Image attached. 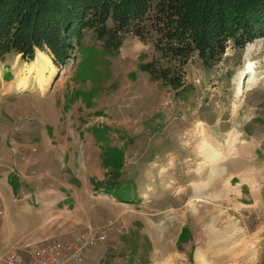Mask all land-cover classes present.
Instances as JSON below:
<instances>
[{
    "label": "rangeland",
    "instance_id": "obj_1",
    "mask_svg": "<svg viewBox=\"0 0 264 264\" xmlns=\"http://www.w3.org/2000/svg\"><path fill=\"white\" fill-rule=\"evenodd\" d=\"M107 26L115 29L112 17ZM135 32L119 34L122 47L109 51L85 29L60 64L47 48H35L32 60L18 53L0 58V137L21 155H54L61 167L72 159L74 175L86 180L84 210L66 226L47 225L44 219L53 216L40 201L32 213L20 210L0 183V249L6 246L0 259L32 254L35 246H21L34 237H51L37 254L53 243L84 244L90 232L107 230L106 240L85 248L84 264H264V37L244 47L228 40L212 67L196 53L180 66L156 48L152 22ZM149 63L155 74L173 70L179 81L172 86L145 72ZM59 80L66 85L47 96ZM41 90L46 97H32ZM70 96L77 102L65 99ZM91 107L95 112L86 114ZM97 116L115 122L109 128ZM98 136L102 147L89 143ZM103 152L112 172L102 184L118 178L117 190L89 184V166ZM32 163L35 181L49 176Z\"/></svg>",
    "mask_w": 264,
    "mask_h": 264
},
{
    "label": "trees",
    "instance_id": "obj_2",
    "mask_svg": "<svg viewBox=\"0 0 264 264\" xmlns=\"http://www.w3.org/2000/svg\"><path fill=\"white\" fill-rule=\"evenodd\" d=\"M110 17L115 29L107 26ZM151 22L163 58L173 56L183 66L196 53L212 67L228 40L244 47L264 37V0H160L154 7L152 0H0V58L18 53L32 60L35 48H47L60 64L73 36L81 41L85 29L95 32L104 49L118 51L119 34L133 27L139 35ZM154 66L149 63L144 71L172 86L179 81L173 70L157 75Z\"/></svg>",
    "mask_w": 264,
    "mask_h": 264
},
{
    "label": "crops",
    "instance_id": "obj_3",
    "mask_svg": "<svg viewBox=\"0 0 264 264\" xmlns=\"http://www.w3.org/2000/svg\"><path fill=\"white\" fill-rule=\"evenodd\" d=\"M65 85L66 84L64 82L61 83V81L59 80L54 84L53 88L49 93H48L49 90L47 89L46 91L47 96L53 94L54 88L58 86L64 87ZM34 94L35 93L33 92L32 97H39V98L46 97V95H43L44 93H42L41 95H34ZM65 99H68V101H71L72 103L77 102V97L75 96H70ZM104 109L106 110L107 107H104ZM76 111H78V113L80 112L78 105L75 108L74 112ZM93 112H95L94 107H91L90 109L87 108L86 110V114ZM97 117L98 118L96 119V122L97 121L102 122L104 120L108 125L107 127H109V124L111 122L112 123L115 122L114 118L111 117L109 118H104L103 116H97ZM71 122H73L72 119ZM87 125H93V124H87ZM87 125L83 124L80 128L86 129L85 127H87ZM13 128L14 129L12 128L10 129L13 130L12 134H14V136L15 134L20 135L19 134L20 131H18L15 127ZM78 137H80L79 133H78ZM8 141H9L8 139L0 137V183L3 184L2 186L5 187V191H7L9 195L10 194L16 195L17 198H12L14 199L13 204L15 206H17L16 204H18L20 206V210L22 209L32 213V210H34L32 204H34V201L35 202L40 201L42 203L41 208L51 210V212L48 211V213L53 216L51 219H44L47 225L58 224L59 226H66L72 224L69 221H71L72 218H79L80 213L84 210V203H82V200H83V195L85 193L84 194L82 193L83 191H85L86 188L85 178L77 177L76 175H74V171L71 165L72 159H66V161L69 162V164L64 165V167H61L60 159L54 155H50L46 153H40L38 155H32V154L21 155L20 153L17 152V148L15 147L12 148V146L8 143ZM89 143L100 145V147L104 146V144L102 143V139L99 136L98 139L90 140ZM112 149H110L109 151L106 150V154L110 153L108 155H111ZM103 154L105 153L103 152ZM106 154L103 155L105 157L103 158L101 157L97 161L93 160L92 162L93 165L91 164L92 166L91 165L89 166V168L91 169L89 171V176L92 177V179L89 180V184H91L96 191L105 192V190H107L112 186L115 187V190H117V188L121 185L118 182V178L117 179L115 178L108 185L102 184V182L106 179L109 171H111L110 168H106V161L108 160L107 157L108 155ZM111 158L113 159V157ZM142 159H144V157ZM76 160L77 161L79 160L81 162L85 161L84 156H80V159H76ZM32 162H38L39 164H41L42 165L41 168L40 166H38V168H40L41 171L44 173L49 172L48 173L49 176L43 177L42 180L39 182L35 181L32 178V174L30 173V170L33 167H35ZM47 162H49L51 165L44 164ZM45 165H47V167ZM34 184H36L41 191L37 190L36 192H34L33 190V187L35 186ZM32 193H36V196H32ZM47 195H52L57 199L55 201H49L47 199ZM90 235H92V232H90L88 236ZM33 240L31 244L24 243V245L21 246L22 248L35 246L34 249H32V254L22 251L21 252L16 251V252L23 255L25 259H30L32 256L35 255L33 254L34 253L33 251L36 252L37 251L36 249H38L40 245L48 244L51 242V237H45L40 240H37V238L34 237ZM64 243L66 244V242ZM1 249L2 250L6 249V246L2 245ZM68 255L69 253L67 252L63 253V257H68Z\"/></svg>",
    "mask_w": 264,
    "mask_h": 264
},
{
    "label": "built area",
    "instance_id": "obj_4",
    "mask_svg": "<svg viewBox=\"0 0 264 264\" xmlns=\"http://www.w3.org/2000/svg\"><path fill=\"white\" fill-rule=\"evenodd\" d=\"M107 230H102L97 236H88L85 243L60 244L53 243L46 249L38 252L30 259H25L18 252H8L0 259V264H84L83 255L86 247L97 246L106 240ZM69 253L68 257H63V253Z\"/></svg>",
    "mask_w": 264,
    "mask_h": 264
},
{
    "label": "bare ground",
    "instance_id": "obj_5",
    "mask_svg": "<svg viewBox=\"0 0 264 264\" xmlns=\"http://www.w3.org/2000/svg\"><path fill=\"white\" fill-rule=\"evenodd\" d=\"M245 73L246 74H248V75H250V79H249V81H251V80H253L254 79V76H255V67H254V64H252V63H250L248 66H247V68H246V71H245ZM246 79V78H245ZM245 82V81H244ZM244 82L242 81V83L240 84V86L238 87V89H237V92H238V94H237V100H240V97H242V95H243V89L242 88H244ZM252 83H254V81H252L250 84H252ZM218 154V153H217Z\"/></svg>",
    "mask_w": 264,
    "mask_h": 264
}]
</instances>
